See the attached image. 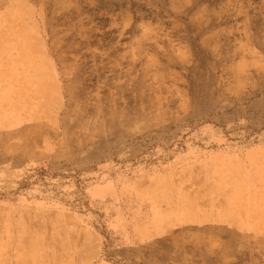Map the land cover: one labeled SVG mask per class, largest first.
Returning <instances> with one entry per match:
<instances>
[{
	"label": "rangeland",
	"instance_id": "obj_1",
	"mask_svg": "<svg viewBox=\"0 0 264 264\" xmlns=\"http://www.w3.org/2000/svg\"><path fill=\"white\" fill-rule=\"evenodd\" d=\"M0 264H264V0H0Z\"/></svg>",
	"mask_w": 264,
	"mask_h": 264
},
{
	"label": "crops",
	"instance_id": "obj_2",
	"mask_svg": "<svg viewBox=\"0 0 264 264\" xmlns=\"http://www.w3.org/2000/svg\"><path fill=\"white\" fill-rule=\"evenodd\" d=\"M224 225L226 226L227 224H221V223H217V222H202V223H187V224H182V225H177L175 228L177 227H183V226H196V227H206V226H211V225ZM228 226V225H227ZM234 227V226H233Z\"/></svg>",
	"mask_w": 264,
	"mask_h": 264
}]
</instances>
